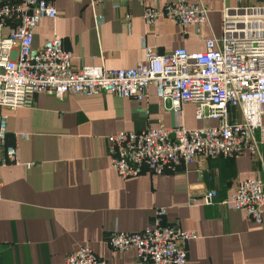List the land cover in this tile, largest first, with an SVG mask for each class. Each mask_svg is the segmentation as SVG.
<instances>
[{
	"label": "crops",
	"instance_id": "1",
	"mask_svg": "<svg viewBox=\"0 0 264 264\" xmlns=\"http://www.w3.org/2000/svg\"><path fill=\"white\" fill-rule=\"evenodd\" d=\"M169 1L154 3L161 8ZM201 1L209 11L197 31L164 15L147 24L140 0L94 6L88 0H56L57 16L40 18L33 47L60 34L72 51L74 69L132 68L144 58L145 46L159 53L178 46L203 50L207 37L221 34L225 6L237 2ZM33 99L29 106L2 108L6 142L16 146L20 162L0 166V264H66V256L80 246L106 264H147L138 261L133 248L117 251L107 245L108 231H141L161 207L165 223L197 234L187 244V264H264V217L258 224L231 203L223 204L238 182L264 180L259 131L260 161L245 150L234 158L198 157L175 172L144 171L121 179L110 166L107 137L122 130L169 128L177 121L154 96L153 86L139 102L108 92L63 98L40 92ZM181 111L179 122L186 129L217 124L197 119L192 102L182 103ZM210 189L216 194L207 205L203 194Z\"/></svg>",
	"mask_w": 264,
	"mask_h": 264
},
{
	"label": "built area",
	"instance_id": "2",
	"mask_svg": "<svg viewBox=\"0 0 264 264\" xmlns=\"http://www.w3.org/2000/svg\"><path fill=\"white\" fill-rule=\"evenodd\" d=\"M55 1L0 0V166L20 162L16 146L6 142L3 107L29 106L40 92L57 98L108 92L139 102L150 86L177 121L169 128L122 130L107 137L110 166L121 179L144 171L154 175L175 172L198 157L234 158L245 150L260 161L256 132L264 139V0H235L236 5L225 6L222 32L207 37L203 50L178 46L170 53H159L145 46L144 58L136 66L121 69L104 65L74 69L72 51L57 33L33 47L40 18L57 16ZM88 1L94 6L107 0ZM140 1L147 24L164 15L181 26L193 24L198 31L208 18L209 9L201 0H170L161 8L155 0ZM186 102L194 104L197 119H215L217 124L184 128L179 119L181 104ZM215 194L214 189L203 194L207 205L213 203ZM227 203L261 224L264 180L238 182L223 202ZM164 213V208L157 209L152 224L141 231L110 229L107 245L117 251L133 248L140 263L187 264L186 247L197 234L177 223H165ZM66 264H106V260L80 246L66 256Z\"/></svg>",
	"mask_w": 264,
	"mask_h": 264
}]
</instances>
